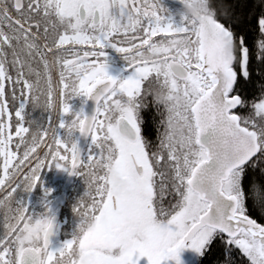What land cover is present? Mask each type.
<instances>
[{
  "label": "snow or ice",
  "instance_id": "1",
  "mask_svg": "<svg viewBox=\"0 0 264 264\" xmlns=\"http://www.w3.org/2000/svg\"><path fill=\"white\" fill-rule=\"evenodd\" d=\"M213 5L0 0V264H264V0Z\"/></svg>",
  "mask_w": 264,
  "mask_h": 264
},
{
  "label": "flooded vegetation",
  "instance_id": "2",
  "mask_svg": "<svg viewBox=\"0 0 264 264\" xmlns=\"http://www.w3.org/2000/svg\"><path fill=\"white\" fill-rule=\"evenodd\" d=\"M162 2H164L165 5L170 6L174 11L181 9L188 12L192 8V0H162ZM112 55L119 56V54L115 52H112ZM36 115L40 116L39 110H37ZM155 118L158 117H156L154 110L149 112L147 126L144 129V132L148 135L149 139L153 140L156 136ZM151 123L153 125L152 131L149 128ZM41 178L43 187L52 189L50 196L62 201L59 208V218L61 220L67 218L68 223H66L64 227L69 228L74 216L72 202L76 197L83 193L86 187L82 177L69 172L67 169H58L53 166L52 168L44 169L41 173ZM43 187L38 184L37 187L32 190L30 199H32L33 202H35L42 194ZM22 195L27 196L28 194L22 193ZM61 238L63 239V235Z\"/></svg>",
  "mask_w": 264,
  "mask_h": 264
},
{
  "label": "clouds",
  "instance_id": "3",
  "mask_svg": "<svg viewBox=\"0 0 264 264\" xmlns=\"http://www.w3.org/2000/svg\"><path fill=\"white\" fill-rule=\"evenodd\" d=\"M206 5L207 7H201V6H197V7H192L188 12H194V11H205L208 13H212V12H216L219 9H217L214 5H213V0H206Z\"/></svg>",
  "mask_w": 264,
  "mask_h": 264
},
{
  "label": "trees",
  "instance_id": "4",
  "mask_svg": "<svg viewBox=\"0 0 264 264\" xmlns=\"http://www.w3.org/2000/svg\"><path fill=\"white\" fill-rule=\"evenodd\" d=\"M244 2V0H222V3L225 5V6H235V5H239L240 3ZM248 2H252V0H248ZM152 123L150 125V129L152 131ZM258 178V177H257ZM211 259V258H210ZM212 264H214V260L212 262Z\"/></svg>",
  "mask_w": 264,
  "mask_h": 264
},
{
  "label": "rangeland",
  "instance_id": "5",
  "mask_svg": "<svg viewBox=\"0 0 264 264\" xmlns=\"http://www.w3.org/2000/svg\"><path fill=\"white\" fill-rule=\"evenodd\" d=\"M183 258L188 262V264H192L193 261V252L191 250H185L183 253Z\"/></svg>",
  "mask_w": 264,
  "mask_h": 264
},
{
  "label": "water",
  "instance_id": "6",
  "mask_svg": "<svg viewBox=\"0 0 264 264\" xmlns=\"http://www.w3.org/2000/svg\"><path fill=\"white\" fill-rule=\"evenodd\" d=\"M92 106H93V105H92V102L89 101V107H88V109H87L89 112H91V110H92Z\"/></svg>",
  "mask_w": 264,
  "mask_h": 264
}]
</instances>
